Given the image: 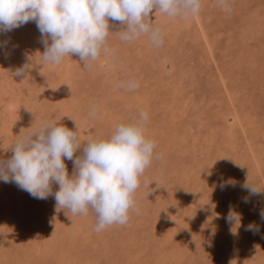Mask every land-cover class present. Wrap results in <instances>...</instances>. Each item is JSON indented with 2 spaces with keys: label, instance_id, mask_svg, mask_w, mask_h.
Wrapping results in <instances>:
<instances>
[{
  "label": "rangeland",
  "instance_id": "rangeland-1",
  "mask_svg": "<svg viewBox=\"0 0 264 264\" xmlns=\"http://www.w3.org/2000/svg\"><path fill=\"white\" fill-rule=\"evenodd\" d=\"M150 19L161 46L146 35L122 42L126 26L110 20L112 51L91 69L76 55L44 62L35 22L0 33V160L42 121L76 131L75 157L142 110L160 157L139 178L138 211L100 232L93 212L72 215L54 195L39 200L0 181V264H264V193L242 187L264 189V0H202L188 19ZM26 63L24 77L12 75ZM129 80L139 87L119 86ZM93 104L98 114L86 119ZM229 179L235 186L222 189ZM230 208L239 226L227 221Z\"/></svg>",
  "mask_w": 264,
  "mask_h": 264
},
{
  "label": "clouds",
  "instance_id": "clouds-1",
  "mask_svg": "<svg viewBox=\"0 0 264 264\" xmlns=\"http://www.w3.org/2000/svg\"><path fill=\"white\" fill-rule=\"evenodd\" d=\"M218 3L223 5L226 0ZM201 6L202 0H0V33L35 22L45 46L41 55L44 62L60 64L65 56L76 55L88 62L84 63L85 68L91 69L102 53L112 51L107 46L112 33L110 20L126 26L116 32L122 42H133L146 35L159 47L163 36L161 29L152 24L153 11L169 18L188 19L197 15ZM31 67L26 63L12 75L24 77ZM119 86L134 90L139 84L129 80ZM98 111L97 105H90L86 119L95 118ZM139 116L140 121L117 124L106 139L86 142L82 154L75 157L82 147L76 131L58 126L56 121H42L37 130L20 136L10 146V159L0 160V181L15 183L39 200L54 195L57 207L72 215L93 212L94 231L125 225L130 210L138 211L133 195L140 187L139 178L154 158H160L154 156L155 142L144 134L142 122L148 120V114L142 110ZM65 159L73 163L71 175ZM53 184L59 186L55 193ZM235 184L229 179L220 187ZM242 187L250 195L264 193V189L248 182ZM243 202L248 203V198H243ZM260 215L264 219V211ZM226 219L239 226L242 215L230 208ZM254 228L250 224L247 230Z\"/></svg>",
  "mask_w": 264,
  "mask_h": 264
},
{
  "label": "bare ground",
  "instance_id": "bare-ground-1",
  "mask_svg": "<svg viewBox=\"0 0 264 264\" xmlns=\"http://www.w3.org/2000/svg\"><path fill=\"white\" fill-rule=\"evenodd\" d=\"M10 35V34H9ZM27 38V37H26ZM31 235V234H30ZM16 242V241H15Z\"/></svg>",
  "mask_w": 264,
  "mask_h": 264
}]
</instances>
